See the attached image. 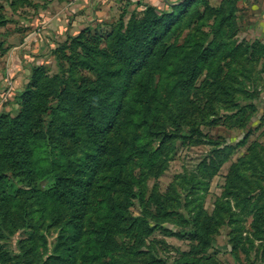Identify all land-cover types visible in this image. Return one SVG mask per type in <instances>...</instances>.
Segmentation results:
<instances>
[{
    "label": "rangeland",
    "instance_id": "1",
    "mask_svg": "<svg viewBox=\"0 0 264 264\" xmlns=\"http://www.w3.org/2000/svg\"><path fill=\"white\" fill-rule=\"evenodd\" d=\"M189 4L155 48L148 90L154 117L143 119L145 90L135 78L112 130L121 156L147 144L159 150L157 158H123L109 169L119 173H103L113 180L100 176L79 264H264V0ZM148 9L157 17L172 13L145 0H0L6 19L0 27V118L21 120V96L29 87L39 101L55 103L56 86L69 73V63L59 60L62 45L85 31L91 44L103 42L120 24L125 31L130 21H142ZM86 77L94 80L91 73ZM49 120L40 117L33 131H43ZM18 172L4 173L11 205L0 210V217L6 214L0 258L43 264L70 247V232L61 219L48 226L47 210L37 211V192L46 191L52 177ZM126 183L130 191L121 195ZM110 197L124 207L122 220H115L123 230L114 236L120 251L106 237L91 241L92 222L114 226L102 204ZM200 211L207 219L218 216L205 245L182 233ZM133 220L136 227L129 226ZM132 249L147 253L135 257Z\"/></svg>",
    "mask_w": 264,
    "mask_h": 264
},
{
    "label": "trees",
    "instance_id": "2",
    "mask_svg": "<svg viewBox=\"0 0 264 264\" xmlns=\"http://www.w3.org/2000/svg\"><path fill=\"white\" fill-rule=\"evenodd\" d=\"M193 1L187 0L185 3L169 6L172 13H160L158 17L154 15L153 9H148L142 21H130L125 31H122L120 24L103 42L98 39L99 42L91 44L84 38L85 32L89 31L83 32L58 50L59 60L69 63V73L68 78L56 86L52 97L55 103L50 106L47 100L39 101L36 97L38 92H32L29 87L21 96L24 107L21 120L4 121V118H0V210L11 205L10 197L4 192V173L14 174L19 171L24 176L32 177L50 175L52 185L44 192H37V205L40 207L37 211L47 210L45 216L50 219L48 226L54 225L52 221L61 219L65 221L63 229L70 232L66 237L69 238L67 241L70 247L59 250L56 256H46L43 264H79V241L82 242L86 222L91 219L88 215L90 216L93 190L101 175L103 181L115 178L103 175L105 171L119 173V169H109L133 156L147 157L149 162L157 158L159 150L149 149L147 144L135 149L128 148L126 155L130 157L121 156L118 147L112 144V130L127 97V89L135 78H141L139 84L145 90L140 96L148 108L142 112L143 119L151 121V117H154L149 112L157 110V106L153 107L149 102L151 98L148 90L155 48L159 40L166 36L167 30L188 13L187 8L191 5L189 2ZM5 24L6 19L0 15V27ZM86 72L91 73L94 80L88 79ZM34 77L38 79L40 76L35 73ZM115 87L119 89L118 102L113 99ZM43 116L49 117L48 124L43 131L34 132V127L39 126L40 117ZM26 118L30 120L27 121ZM164 137L172 138L170 135ZM125 187L126 190L121 191V195L129 193V184L126 183ZM110 190L113 192V187ZM102 204L108 208L110 216L114 217V226L104 227L91 220L95 227L93 234L96 236L91 241L98 242L102 236L106 237L114 245L113 251H120L114 236L123 231L116 221L122 220L124 207H118L112 197L105 199ZM216 217L218 218L214 215L207 219L200 211L197 218L188 225L193 230H183V237L187 236L202 244L204 238L208 237L207 230L218 225ZM133 221L129 226L136 227L135 220ZM3 222L0 220V226H3ZM130 251V255L135 257L147 253L139 250L134 252V249ZM0 264L9 262L1 257Z\"/></svg>",
    "mask_w": 264,
    "mask_h": 264
},
{
    "label": "crops",
    "instance_id": "3",
    "mask_svg": "<svg viewBox=\"0 0 264 264\" xmlns=\"http://www.w3.org/2000/svg\"><path fill=\"white\" fill-rule=\"evenodd\" d=\"M145 1L150 2L151 4H153L156 7L167 8L172 4L180 2L181 0H145Z\"/></svg>",
    "mask_w": 264,
    "mask_h": 264
}]
</instances>
